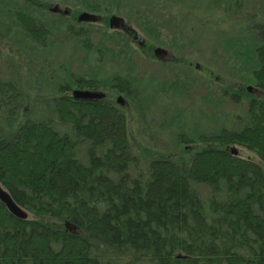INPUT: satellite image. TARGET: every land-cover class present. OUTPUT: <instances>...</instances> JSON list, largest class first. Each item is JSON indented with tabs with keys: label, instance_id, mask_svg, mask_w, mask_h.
<instances>
[{
	"label": "trees",
	"instance_id": "1",
	"mask_svg": "<svg viewBox=\"0 0 264 264\" xmlns=\"http://www.w3.org/2000/svg\"><path fill=\"white\" fill-rule=\"evenodd\" d=\"M243 2L212 0L217 11L235 18L244 12ZM59 3L68 6L65 11L73 8L62 13L73 23L66 26L68 36L87 50L124 38L129 52L121 62L136 69L113 71L103 91L101 81L85 80L65 60L45 56L39 70L55 82V93L50 105L38 97L42 110L34 113L20 83L28 69L21 53L30 46L46 49L50 37L26 11L63 18L51 13ZM14 4L20 8L13 13L14 38L0 22V183L28 217L13 214L0 200V264H264V10L250 18L249 34L258 41L254 94L224 90V98L244 108L231 114L237 128L205 137L207 143L193 153L147 157L115 101L118 91L133 97L130 76L144 81L140 58L150 56L134 48L130 26L110 27L109 15L121 13L120 3ZM85 11L103 20L81 24L76 15ZM100 23L107 40L98 33ZM107 49L109 60L118 56L114 47ZM75 89L103 95L76 98ZM23 98L27 108L18 113ZM232 145L246 147L258 160L234 153Z\"/></svg>",
	"mask_w": 264,
	"mask_h": 264
},
{
	"label": "rangeland",
	"instance_id": "2",
	"mask_svg": "<svg viewBox=\"0 0 264 264\" xmlns=\"http://www.w3.org/2000/svg\"><path fill=\"white\" fill-rule=\"evenodd\" d=\"M104 1L110 6L120 3L121 13L113 12L109 15L110 18L113 15L123 18L124 23L130 26L148 47L163 48L168 51V55L176 58L175 62L165 63L156 62L151 57L140 58L142 66L139 68L147 72L145 82L132 75L130 77L134 81L133 97L123 95L126 102L123 106L117 102L119 95L115 97L116 105L125 114L133 136L147 147V157L160 153L178 156L193 153L197 145L207 143L205 137L218 135L224 127L237 128V122L233 121L231 114L242 112L244 108L239 107L238 102L224 98V90L225 87L233 88L231 92L237 91L243 97L254 94L247 89L249 86L255 87L252 71L257 67L253 49L258 41L252 40L249 27L252 24L250 18L263 12L264 0H244V14L236 18L217 11L212 0ZM14 2L15 0H0V22L5 25L2 29L5 30L6 36L12 38L15 36L12 33L18 29L13 13L20 10ZM59 5L62 9L68 7L60 3ZM70 10L73 8L69 6L68 11ZM26 12L36 17L38 22L49 30L50 37L46 49L36 50L37 48L30 46L29 51L21 53L24 56L23 64L26 63L28 69L21 72L20 83L24 96L30 97L34 113L42 110L38 97L46 98L50 105L49 97L55 93V82L46 79L39 70L38 64L45 56L51 55L54 61L65 60L69 68L77 72V75L84 76L85 80L101 81L100 86L103 87L100 88L103 91L111 85L110 73L134 68L129 62H121L125 60L124 54L129 52L123 50L126 42L124 38L105 42L99 49L87 50L68 36L70 34L67 33L66 26L73 23L67 16L60 12L58 13L63 18L36 10ZM96 28L99 29L101 37L106 39L103 23L96 25ZM24 41L28 46L32 44ZM133 44L137 51L142 52L137 43ZM23 45L26 44H20V51ZM108 47L115 48V54L118 55L116 58L109 60V57L105 56ZM108 61H112L111 64ZM190 62L192 65L198 64L201 68L195 71L194 66L189 65ZM123 63H126V66ZM140 69L137 70L141 71ZM7 71L14 73L11 67ZM142 81L143 84L140 85ZM16 108L18 113L27 108L25 98ZM13 123L14 121L10 122ZM230 149H236L238 154L245 158L258 160L255 153L246 147L232 145Z\"/></svg>",
	"mask_w": 264,
	"mask_h": 264
},
{
	"label": "water",
	"instance_id": "3",
	"mask_svg": "<svg viewBox=\"0 0 264 264\" xmlns=\"http://www.w3.org/2000/svg\"><path fill=\"white\" fill-rule=\"evenodd\" d=\"M51 11L52 12H61V11H63V9H61L58 5H56V6L51 8ZM97 17L98 16L96 14L85 11V12H82L79 14L78 21L81 23L96 22L98 20ZM121 23L122 24L124 23V19L121 17H118L116 15H113L109 19V24H110L111 28L119 27V25H121ZM155 52H156V54H158L160 52H165V50L163 48L159 47L155 50ZM254 90H255L254 87H252V86L248 87V91H254ZM73 95L76 98L90 99V98H94V97H101L103 94L100 92H94V91H90V90L75 89V90H73ZM123 101H124L123 96H119L118 97V103H123ZM233 152L238 153V151L236 149H233ZM0 200L6 204L8 209L13 214H15L21 218H27L28 217L27 211H25L23 208H21L20 206H18L14 202V200L10 196L9 192L2 186L1 183H0Z\"/></svg>",
	"mask_w": 264,
	"mask_h": 264
},
{
	"label": "flooded vegetation",
	"instance_id": "4",
	"mask_svg": "<svg viewBox=\"0 0 264 264\" xmlns=\"http://www.w3.org/2000/svg\"><path fill=\"white\" fill-rule=\"evenodd\" d=\"M60 13H64V11H61ZM66 13L67 14H70L69 13V11L67 10L66 11ZM97 15V14H96ZM79 16V15H78ZM98 17V20L96 21V22H101L102 20H103V18L101 17V16H99V15H97ZM77 20H78V17H77ZM79 22V21H78ZM96 22H92V23H96ZM124 25H125V23H121V25H119V27H116L115 29H123L124 28ZM135 32V31H134ZM134 43L136 44H138L139 45V47H140V49L142 50V51H145V53H148V54H150V56L149 57H147V58H150L151 57V59H155L156 60V62H160V63H165V62H175V57L174 56H172V55H168L169 53H168V51H166L165 50V52H160V53H158V54H156V52L155 51H153V50H156L157 48H159V47H156V46H151V47H148L147 45H146V43L144 42V41H142V40H140V38H139V36L137 35V33L135 32V35H134ZM154 47V48H153ZM156 48V49H155ZM153 52H155L154 54H153ZM152 54V55H151ZM167 56V57H166ZM193 63L192 62H190L189 63V65H191L192 67L194 66V70L195 71H197V69H199V68H201L198 64H195V65H192ZM164 65V64H163ZM166 66V65H165ZM251 93L253 92V91H250ZM254 93V92H253ZM119 96H123V95H125L126 94V92L125 91H118V93H117ZM117 102H118V98H117ZM126 102H125V100L123 101V103H120L122 106L125 104ZM197 150V149H196Z\"/></svg>",
	"mask_w": 264,
	"mask_h": 264
}]
</instances>
